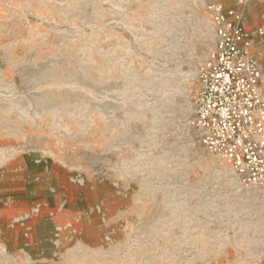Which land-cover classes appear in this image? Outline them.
<instances>
[{
    "label": "rangeland",
    "instance_id": "rangeland-1",
    "mask_svg": "<svg viewBox=\"0 0 264 264\" xmlns=\"http://www.w3.org/2000/svg\"><path fill=\"white\" fill-rule=\"evenodd\" d=\"M214 1L253 5L0 0V264H261L264 186L193 124Z\"/></svg>",
    "mask_w": 264,
    "mask_h": 264
},
{
    "label": "built area",
    "instance_id": "built-area-1",
    "mask_svg": "<svg viewBox=\"0 0 264 264\" xmlns=\"http://www.w3.org/2000/svg\"><path fill=\"white\" fill-rule=\"evenodd\" d=\"M207 11L216 45L198 70L193 124L201 144L223 157L242 182L264 186L263 71L253 52L254 37L264 42V27L247 29L242 9L221 1Z\"/></svg>",
    "mask_w": 264,
    "mask_h": 264
},
{
    "label": "crops",
    "instance_id": "crops-1",
    "mask_svg": "<svg viewBox=\"0 0 264 264\" xmlns=\"http://www.w3.org/2000/svg\"><path fill=\"white\" fill-rule=\"evenodd\" d=\"M243 13H245L243 23L247 29L252 30L260 26L264 27V0H253V5L251 7H244ZM253 52L263 71L264 80V42L258 37H254L253 39ZM260 263L264 264V253L260 257Z\"/></svg>",
    "mask_w": 264,
    "mask_h": 264
}]
</instances>
